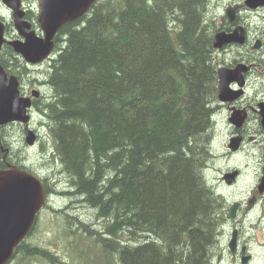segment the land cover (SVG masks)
I'll list each match as a JSON object with an SVG mask.
<instances>
[{
  "label": "trees",
  "instance_id": "1",
  "mask_svg": "<svg viewBox=\"0 0 264 264\" xmlns=\"http://www.w3.org/2000/svg\"><path fill=\"white\" fill-rule=\"evenodd\" d=\"M214 1L96 0L60 29L44 111L68 181L52 196L93 220L70 215L69 261L28 237L17 264H214L224 251L208 177Z\"/></svg>",
  "mask_w": 264,
  "mask_h": 264
},
{
  "label": "flooded vegetation",
  "instance_id": "2",
  "mask_svg": "<svg viewBox=\"0 0 264 264\" xmlns=\"http://www.w3.org/2000/svg\"><path fill=\"white\" fill-rule=\"evenodd\" d=\"M5 9L8 11V18L0 12V19L6 23L5 37L8 40L3 46L6 48L4 57L6 84L8 86L10 83L11 76H16L19 96L21 100L23 98L29 100L30 106L27 108L28 120H15L0 125V169L17 166L38 176L44 185L47 197L41 213L51 211L64 214L70 206L58 200L65 198H54L52 193L59 190L56 183L66 184L65 181H68V178L62 175L63 170L59 171L57 168V164L60 163L57 137L44 111V106L49 104L51 99L46 73L52 55L40 63H30L16 52L9 42L22 40L24 37L14 26L12 10ZM23 9L25 10L24 20L30 22L31 29L38 35H43L38 22L39 9L30 0H23ZM238 10L241 11V9ZM240 25L246 30V41L243 44H225L216 49L214 55L216 81L214 102L211 105L212 144H210L208 174L212 176V186L224 201V209L221 210L224 214L223 231L220 239V244L224 245V251L218 255L221 262L217 261L216 264H243V259L247 255L251 256L247 264H253L256 259L263 264L259 258L260 252L252 251L250 238L254 236L255 230L264 231V37L259 34L252 38L249 27L239 20L237 14L234 21H230L225 15L216 32H232ZM216 32L212 34L213 37ZM258 40L262 41V45L257 49L255 43ZM235 48H242L243 51L234 50ZM13 53L16 58L11 61ZM12 63L13 66H11ZM239 65H244L245 70L242 69L239 74L230 78L225 93L227 98L222 99L219 93V70L221 68L236 69ZM237 115L243 119L241 123L236 122ZM29 134L34 137L33 144L29 143ZM220 137L226 138L225 151L221 149V152L217 153L215 146L217 142H220ZM35 153L44 159L42 164L31 161ZM241 154L248 159V165L252 163L257 169L255 180L246 183L244 187H240L242 169L239 166H227L222 169L216 163L220 158L232 160ZM52 165L55 168H52ZM234 188H240L237 195L232 194ZM241 194L243 196H240ZM247 232L252 234L246 237ZM225 233L227 238L222 241ZM233 234L236 242L234 248L230 249L227 241ZM226 250L229 252L228 256H226Z\"/></svg>",
  "mask_w": 264,
  "mask_h": 264
},
{
  "label": "water",
  "instance_id": "3",
  "mask_svg": "<svg viewBox=\"0 0 264 264\" xmlns=\"http://www.w3.org/2000/svg\"><path fill=\"white\" fill-rule=\"evenodd\" d=\"M96 0H37L39 9L38 22L43 35H38L31 29L30 22L24 20L25 10L23 0H1L13 12L14 26L24 37L22 40L10 41L14 50L20 53L30 63H40L50 58L55 49V37L60 29L69 22H74L85 15ZM242 5L236 4L226 9L230 21L236 18V10ZM249 9L264 7V0H245ZM28 29V30H27ZM6 23L0 19V52L8 41L5 37ZM246 41V30L240 25L232 32L218 31L213 37V46L221 48L225 44ZM262 45L259 40L255 48ZM239 65L236 69L221 68L219 70V93L225 96L227 84L232 76L239 74L245 68ZM237 78V77H236ZM7 75L4 65L0 62V125L10 121L28 120L27 108L29 100L19 96L16 76L10 77L6 84ZM238 123L242 118L237 115ZM264 124V112H263ZM29 133H33L29 131ZM34 137L29 134V143L33 144ZM46 191L41 179L25 169L17 166L0 169V264H10L18 246L32 233L39 219L40 212L46 203ZM235 235L230 245L234 248ZM249 257H244L246 262Z\"/></svg>",
  "mask_w": 264,
  "mask_h": 264
},
{
  "label": "rangeland",
  "instance_id": "4",
  "mask_svg": "<svg viewBox=\"0 0 264 264\" xmlns=\"http://www.w3.org/2000/svg\"><path fill=\"white\" fill-rule=\"evenodd\" d=\"M32 4H34L35 7H37V0H30ZM213 1V0H212ZM236 4H241V11L236 10V14L239 15V20L243 21L247 27L250 29L251 37L257 36L261 34V36L264 37V7H260L258 9H249L245 6V0H215L213 2V9L209 10L208 17L211 19L215 24L218 26L222 24L223 17L226 14V9L229 6H233ZM7 8L0 0V12L8 18V11L5 9ZM38 8V7H37ZM259 41V40H258ZM256 41V43L258 42ZM262 42V41H261ZM255 43V44H256ZM215 48V47H214ZM218 48H215V50ZM245 49V47L243 48ZM242 48H235L234 50H242ZM214 50V51H215ZM216 52H214L213 56ZM212 119V116H211ZM225 137H220V142L216 143L215 150L217 153L221 152V149L224 150L225 146ZM47 159V158H45ZM36 161L37 163L42 164L43 160L42 157H40L37 153H35L31 161ZM48 160V159H47ZM217 166L221 167L222 169H225L227 166H239L242 169V177L240 182V187H244L246 183L252 182L255 180L256 177V166H254L252 163L248 165L249 161L246 158L245 155L241 154L237 158L234 159H228V158H220L217 160ZM209 179L211 180V184L213 185L211 175L208 174ZM60 184L57 188H59ZM61 186H66L67 184L61 183ZM240 192V188H234L232 190L233 195H237ZM229 194V193H228ZM227 194V195H228ZM240 196H243L241 194ZM53 197V196H52ZM56 198V197H54ZM61 203L64 204H70V208L66 210V213L59 214V213H53L51 211H43L40 213L38 222L40 223L39 226L36 229V234L30 235L31 240L39 239L42 241V246L50 249L51 251H58L61 253L62 257L66 258L67 261L71 258L73 255L74 248L72 247L70 241L68 239L71 238L70 234L68 233V229H76L75 221H70L71 216L73 217H79V219L90 223L93 218L88 213H92L91 208H83V207H74L73 204H71L70 198H65L64 200L58 199ZM232 200V199H231ZM66 216L64 217V215ZM71 215V216H70ZM71 222V224H70ZM100 227V226H99ZM33 233V232H32ZM252 234L251 232H247L245 235L248 237V235ZM253 237H251V244H252V251L255 253L260 252L261 256H259L260 260L263 261L264 264V231L255 230L253 233ZM231 239V236L229 237L227 244H229V241ZM57 253V254H60ZM229 255V252L226 250V256ZM248 257L250 255H247ZM251 256L248 258V260L243 263L247 264L250 260ZM19 259L14 258L11 264L14 263V261L18 262ZM215 263L217 261L221 262V259H219V256H215ZM218 262V263H219ZM15 264V263H14ZM36 264H46L43 263H36ZM253 264H260L257 259Z\"/></svg>",
  "mask_w": 264,
  "mask_h": 264
},
{
  "label": "bare ground",
  "instance_id": "5",
  "mask_svg": "<svg viewBox=\"0 0 264 264\" xmlns=\"http://www.w3.org/2000/svg\"><path fill=\"white\" fill-rule=\"evenodd\" d=\"M38 68H39V67H38ZM36 78H37V77H36ZM40 78H41V77H40ZM220 154H221V153H220ZM233 236H234V234L231 235V239H232ZM226 238H227V236H226ZM226 238H225V239H226ZM225 239H224V240H225ZM231 239H230L229 244H228V246H229L230 249L232 248L231 245H230ZM245 257H248V256H245ZM249 257H250V256H249ZM243 263H245V262H243Z\"/></svg>",
  "mask_w": 264,
  "mask_h": 264
}]
</instances>
